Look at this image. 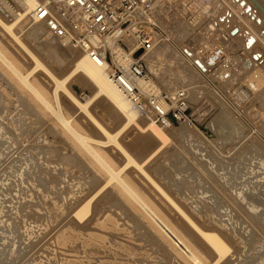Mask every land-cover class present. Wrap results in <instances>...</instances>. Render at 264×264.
Listing matches in <instances>:
<instances>
[{"label": "rangeland", "instance_id": "1", "mask_svg": "<svg viewBox=\"0 0 264 264\" xmlns=\"http://www.w3.org/2000/svg\"><path fill=\"white\" fill-rule=\"evenodd\" d=\"M232 1L235 3L230 4L233 3L239 7L236 0ZM162 2L165 9L162 7L164 10L161 18H165L166 25L160 23L162 25L160 27L168 36L170 35V42L161 43L157 49H160L161 45L167 48L165 60L169 63L164 62L163 66L155 63L153 72L150 71L148 65L146 68L151 80L160 91L171 93L177 90L185 91L189 112L194 115L195 123L191 126L176 125L163 130L165 138L162 137L161 140L153 138L147 132H137L131 138L122 134L117 140L185 215L199 228L210 229V232L221 237L229 250L219 264H264V84L262 89L259 85L255 86V79L250 76L254 75L251 72L255 68L253 62L257 64V73L260 76L262 72L264 73V21L261 20V15L256 10L257 17H260L263 23L248 19L250 26L260 35L259 47L256 46L254 47L256 49L250 50L243 49L239 44L242 43V38L239 39L242 36L239 34L238 38L236 34L231 36L233 41L236 40L232 44L233 46L239 44L240 47H232L231 51L229 49L226 51L227 57H234L235 60L230 58L229 62L223 60L213 68H203L199 64H194L193 57L189 55L195 52L197 55L199 52L211 51L212 46L219 43L218 40L213 39V33L207 31V24L222 13L221 4L224 0H162ZM251 9L254 10L252 7ZM248 12L245 10L242 17ZM163 13L167 15V18ZM11 19L13 18L0 6V20L8 24ZM180 22H183V25L186 22L190 24L185 25L186 28L189 25L186 38L178 41L173 26L175 27ZM19 24L15 25L14 32L18 33L21 43L56 78L62 79L67 73L64 72L66 66L55 65L52 56L45 53L46 48L42 43L44 36L47 39L53 37L45 30L41 39L30 37L27 31L23 32L20 28L24 22ZM167 26L172 29L169 30ZM235 31L236 29L232 30L231 34L237 33ZM191 32L194 34L199 32L197 35H200L201 39L197 38L196 34L188 35ZM7 36L8 34L1 29L0 48L22 73L30 71L35 66L33 60ZM190 36L192 38L195 36L196 41L194 38L189 40ZM57 43L55 44L58 45ZM202 46L206 48L203 49ZM64 47L67 49L69 59L75 57L74 54L78 55L68 50L66 46ZM243 55L246 58L244 62L240 61ZM251 60L253 65L250 64ZM247 61L250 63L248 64ZM236 62L243 64L237 65ZM250 65L253 67L250 68ZM155 67L159 70L157 71ZM240 67L243 69V77L246 75V78L240 77L242 79L240 80L235 77L233 82L231 81L232 85L229 86L228 81L225 83L224 80L232 79L231 77L238 73L237 69ZM246 69L249 72L245 73ZM1 70L5 71L3 68ZM1 70L0 264H182L181 259L179 260L173 251L156 237L154 238L137 215L132 214L121 199L113 195L112 184L98 190L105 181L102 170L82 151L79 144L69 136L67 137L65 132L56 126L47 111L37 107L29 95L14 84L11 80L12 76L7 74V71L4 73ZM33 72L29 79L36 81L42 87V91L44 89L46 92L49 101L53 103L50 94L53 88L52 83L44 80L41 68L37 67ZM65 86L81 103L87 101L86 98L91 97L95 90L81 75L70 77L65 82ZM59 94L63 114L71 117L73 127L91 139L104 142L105 136L97 124L87 114L73 109L61 92ZM87 111L108 133L113 134L118 128L119 123L115 120L117 112L103 96L92 100L87 106ZM137 119L141 127L148 123L145 119ZM158 145L160 150L151 158L146 159L151 150ZM94 147L113 168L119 169L120 166L126 164L125 158L119 156L113 146L107 144L106 146L94 145ZM122 173L132 177L133 186L139 191L156 195L154 188L152 189V186L149 187L150 185L144 182L146 180L140 177L142 183L137 179L138 176L133 166L127 165ZM239 189L245 197L249 194L248 199L256 200L254 205H257V209L253 211L249 207V201L241 200L237 196ZM156 196L155 200L159 202L163 212L167 213L164 214L169 216L171 224L179 232L181 231V234L192 239L189 237L193 234L188 224H183L185 221L175 215L169 202ZM88 197H93V199L90 202L89 214L84 217V220H88L91 215L93 217V214L95 216L90 222L94 225H85L88 228L87 231L91 230L87 232L86 227L81 225L83 222L79 224L73 213ZM79 198L82 201L78 200ZM48 208L55 211L50 214ZM80 226L84 229L82 232L79 230ZM183 227L189 231H185L187 229ZM77 228L79 229L76 230ZM109 231L113 236L108 235ZM73 232L88 241L94 236L96 237L94 242L98 238L100 244H97V240L94 251L86 247V254L83 252L84 248H79L83 249L79 250L59 243L61 236ZM112 248L115 251L119 250L117 254ZM202 248L206 262L210 263L213 255L209 256L210 253L203 246ZM79 251L81 253H78ZM127 253L129 256L126 257ZM80 254L82 257L79 256Z\"/></svg>", "mask_w": 264, "mask_h": 264}, {"label": "bare ground", "instance_id": "2", "mask_svg": "<svg viewBox=\"0 0 264 264\" xmlns=\"http://www.w3.org/2000/svg\"><path fill=\"white\" fill-rule=\"evenodd\" d=\"M41 0H0V6H2V8L13 18L11 19V21L6 24L4 22H2L0 20V28L3 29L4 33L6 32L8 34V36L11 38V40L16 43V45H19L24 53H26V55L28 57H30L35 66H33V68L26 72V73H22V71L18 68V66H16L9 58V56H7L2 49L0 48V70L3 68L5 71H7V74H10L12 76V81L14 82V84L16 86H18L19 88L22 89L23 92H25L26 94L29 95L31 101L37 106L42 108L43 110L47 111L50 115L51 118L53 120V122H55L56 126L59 127L61 130H63L66 134V136L70 137L74 142H76L77 144H79V146L81 147L82 151L85 152L90 158L91 160L95 163L96 166H98L101 170H102V176L105 177V181L101 182V184L103 186H100L98 190H102L106 185L108 184H112V193L115 197H118L121 199V201L125 204L126 208H128L132 214L137 215L138 219L140 221L143 222V224L145 225V227L148 229V231L151 232V234H153L154 238L156 237L161 243H163L169 250L173 251L174 255L179 258V260L181 261L182 264H219V262L222 260L223 257L226 256V254L228 253V246H226V244L223 242V240L221 239V237L219 235H217L216 233L210 232L209 230H205V229H201V227L199 228L187 215L184 214L183 211H181L177 205H175L173 203V201L171 199H169L167 197V195H165L162 191L161 188L158 187L153 180L143 171L141 165H139L138 163H136L131 156L127 153V151L123 148V146L118 142L117 138L118 136L125 134L124 136L131 138L133 137L137 132L140 133H149L153 138L157 139V140H161L162 137L165 138V132L163 131L162 128H160L159 126L153 125L150 122L146 123L143 127H141L139 125V123L137 122V118L135 116L134 113H132V111L129 108V104L127 103V101L125 100V98L122 96V94L117 90V88L112 84V82L109 80L107 73H106V69L105 66H100V64H98L97 62H94L90 57H88L86 54H82L79 50L73 49L67 45H65L61 40L56 39L57 41L55 42V40L52 38L47 39L44 36V39H42V44L43 46H45L46 49L45 53L49 54L50 57L52 56V58L54 59V64L57 66H62L65 67L64 72H67L66 75L62 78V79H58L56 78L49 69L45 68L36 58L35 56L29 52L25 46L21 43L19 36L17 35V32H14V27L16 24L22 23L24 22V24L22 26H20V28L23 30V32H28L30 37L33 38H40L43 37V35L45 34V31L47 32L48 35H50L45 27V25L43 23H37L32 21L31 17H30V12L33 8V5ZM238 3H236L237 5H239V7H237L236 5H234L232 0L231 2H233L232 4H230L231 2L229 0H224V3L221 4L222 6V13L218 14L216 19H214L213 21L210 22V24H207V31L211 32V34L213 33V39H215V41L218 40L219 43L215 44L214 46H212L213 48L211 49V54H213L215 56L216 52L219 51V53L216 55L217 57L214 59V63L213 66H216L220 63V61L222 59H224V61L229 62L230 58L234 57H227L226 55V51L229 49L232 50V47H243V49L246 50H250L253 49L254 47H259V42H260V35L258 32H256L251 26H250V22L248 21L249 18L256 20L257 23H263L264 21V0H236ZM169 2V1H168ZM162 0H156L154 2L155 5V18L158 22L159 25H161L160 23H162L163 25H166L165 22V18H161L162 16V11L165 9L164 5L162 6ZM164 4V3H163ZM167 6V5H166ZM164 9H163V8ZM225 7V9H224ZM254 8V10L251 9ZM245 10L249 11L246 16L242 17L244 15ZM251 10V11H250ZM255 10L261 15V18L257 17V13L255 12ZM167 12V11H164ZM254 12V13H253ZM159 14V16H158ZM216 14V13H215ZM164 15V13H163ZM166 15V14H165ZM164 15V16H165ZM252 15H256L255 17H253ZM167 18V15H166ZM169 18V16H168ZM194 19V18H193ZM206 19V18H204ZM263 21H261V20ZM25 20V21H24ZM169 20V19H168ZM200 20V19H198ZM203 20V19H201ZM23 21V22H22ZM170 21V20H169ZM194 21V20H193ZM192 21V23H193ZM191 22V21H190ZM202 22V21H201ZM254 23H256L255 21H253ZM181 23V24H180ZM177 25H175V27L173 26L174 33L175 36L177 37V40H181L183 39L186 35H187V28L185 25L190 24L189 22H186L185 25H183V22H180ZM185 23V22H184ZM191 23V25H192ZM199 23V22H198ZM168 24V23H167ZM171 24V23H170ZM20 25V24H19ZM169 25V24H168ZM198 25V24H196ZM195 25V26H196ZM199 25H201V23H199ZM225 25V26H224ZM203 26V25H201ZM162 27V25H161ZM225 27H228L227 29ZM167 28H169V30L172 29V27L167 26ZM190 28V27H189ZM193 28V27H192ZM197 28V27H196ZM202 28V27H201ZM0 29V30H1ZM164 29V28H163ZM191 29V28H190ZM189 29V30H190ZM225 29V30H224ZM236 29L233 35L231 34L232 30ZM45 30V31H44ZM192 30V29H191ZM196 30V29H195ZM194 30V31H195ZM198 30V29H197ZM201 31V29H200ZM199 31V32H200ZM196 32V31H195ZM197 32V33H199ZM171 33V31H170ZM189 33V32H188ZM197 33H195L197 35ZM233 33V32H232ZM194 32L188 34V35H195ZM201 34V33H200ZM237 34V37L239 38L240 35L242 37H240L239 39L241 40L242 38V43H239L237 45L236 43H234V45L236 44V46H233V42H236L235 38L233 41L231 36H234ZM240 34V35H239ZM6 35V34H5ZM7 36V37H8ZM51 36V35H50ZM170 36V35H169ZM190 36V37H191ZM198 36V35H197ZM175 37V38H176ZM188 37V36H187ZM195 36H193L194 38ZM200 35L197 37L199 38ZM32 38V39H33ZM46 38V39H45ZM186 38V37H185ZM191 37L188 38L189 40L193 39ZM187 39V40H188ZM201 39V37H200ZM198 39V40H200ZM39 40V39H38ZM54 40V41H53ZM186 41V39H184ZM188 40V41H189ZM197 40V41H198ZM194 41H196V38H194ZM193 41V42H194ZM201 41V40H200ZM58 42V43H57ZM240 42V41H239ZM55 43H57L58 45L62 46L59 47L58 45H56ZM182 43V42H181ZM200 43V42H199ZM261 43V42H260ZM184 44V43H183ZM196 44V42H195ZM242 44V45H241ZM261 45V44H260ZM42 46V47H43ZM66 46L68 48V50L74 51V53L78 54L77 56L74 54L75 57H73L72 59H69V55L67 53V49L64 47ZM159 46V45H158ZM158 46L150 52V54L145 56V61H146V65H148V68L150 69V71H154V66L155 63L159 65L164 64V62H167L168 60H165V51L167 52V48L163 47V45H161L160 49H157ZM185 46V45H184ZM193 47V46H192ZM44 48V47H43ZM233 48V49H234ZM264 48V47H263ZM237 49V48H236ZM242 49V48H241ZM242 49V50H243ZM256 49V48H254ZM169 50V49H168ZM230 50V51H231ZM246 50H243L244 52H247ZM239 51V50H238ZM186 52H188L186 50ZM195 52V51H193ZM235 51H233L234 53ZM249 52V51H248ZM189 53V52H188ZM187 53V55H189ZM232 53V54H233ZM236 53V52H235ZM239 53V52H238ZM231 54V55H232ZM243 53L241 52V55ZM256 54V52H255ZM230 55V54H228ZM237 55V54H236ZM240 55V54H238ZM246 55V54H245ZM245 55L241 56L242 62H244L243 60L246 61V58L244 57ZM253 55V53H252ZM190 57L192 56V61L194 64H199L201 65L203 68H209L208 64L206 62H203L198 55H196V52L194 54H190ZM237 57V56H236ZM240 57V56H239ZM250 57V56H249ZM252 58V57H251ZM235 60V59H234ZM169 63V62H167ZM222 63V62H221ZM248 63V61H247ZM250 63V62H249ZM248 63V64H249ZM237 64V62H236ZM238 64H243L241 62H238ZM237 64V65H238ZM246 64V62H245ZM244 64V66H246ZM247 64V66H248ZM252 64V60L251 63ZM255 68L252 69V74L254 73V75H250L251 78L253 77V79H255L254 83L255 86L259 85L260 88L262 89V87L264 86V79H263V72L260 74H258V69H257V64H255L253 62ZM252 64V65H253ZM163 66V65H162ZM242 66V65H240ZM243 66V67H244ZM263 66V64L261 65ZM37 67L42 69V74L44 76V80L46 81H50L52 83V90L50 91V94L53 98V103L49 101V99L47 98L46 92H44V89L42 91V87H40V85L35 81L30 80V75H32L34 72L33 70H36ZM253 67V66H252ZM250 65V68H252ZM264 67V66H263ZM262 67V68H263ZM245 68V67H244ZM248 68V69H250ZM156 69V67H155ZM157 70V69H156ZM159 70V69H158ZM157 70V71H158ZM251 70V69H250ZM254 70V71H253ZM262 70V69H260ZM2 71V70H1ZM5 71H2L5 73ZM152 71V72H153ZM238 73L233 74V76L231 77L232 79H227L224 80V82L226 83V81H228L227 83H229L231 86L234 78H238L240 80H242L241 78L243 77V69L242 67L237 69ZM249 72L247 69L245 70V73ZM261 72V71H260ZM32 73V74H31ZM247 74V75H248ZM74 75H81L83 78H85L93 87H94V93L91 97H87L84 103H81L80 101H78L76 99V97L71 93L70 89H68L65 86V82L67 80H69L70 77L74 76ZM246 76V75H245ZM244 76V77H245ZM241 77V78H240ZM243 77V78H244ZM262 77V78H261ZM246 78V77H245ZM260 78V79H259ZM248 79V78H247ZM252 79V80H253ZM232 81V82H231ZM238 81V80H236ZM245 81V79L243 80ZM247 81V80H246ZM222 82V81H221ZM42 83V82H41ZM238 83V82H236ZM248 83V82H247ZM219 84V83H217ZM221 84V83H220ZM246 84V83H245ZM222 85V84H221ZM226 85V84H225ZM248 85H250L248 83ZM254 85V84H253ZM263 85V86H262ZM220 86V85H219ZM228 86V85H227ZM247 86V85H246ZM254 86V88H255ZM223 87V86H221ZM226 88V86H225ZM259 88V87H258ZM190 90V88L188 89ZM260 90V89H259ZM258 90V92H260ZM47 91V90H46ZM59 92H61L62 96L68 101H66L68 104H70V106L73 109L78 110L81 113H85L88 115V117L94 121L97 126L99 127L100 131L102 134H104L105 136V141H97L94 139H91L89 137H87L85 134H83L82 132L78 131L77 129H75L72 125V121H71V117H66L63 114L62 111V106L60 103V94ZM263 92V91H262ZM48 94V93H47ZM263 95V93H261ZM49 95V94H48ZM253 96L255 95L252 94ZM261 95V97H262ZM99 96H103L108 102L111 103L112 107L114 110H116L117 112V118H115V120L119 123L118 128L116 129V131L111 134L108 133L100 124L97 123V121L94 119V117L88 113L87 111V106L88 104L94 100L95 98L99 97ZM252 96V97H253ZM258 96V95H257ZM251 97V99H252ZM256 97V96H255ZM254 97V99H255ZM260 98V94L258 96ZM258 98V99H259ZM263 98V97H262ZM261 98V99H262ZM257 99V100H258ZM264 100V99H263ZM260 101V100H259ZM252 102V101H251ZM258 102V101H257ZM259 103V102H258ZM249 105V104H248ZM52 122V121H51ZM229 125V124H227ZM131 128V129H130ZM131 130V131H130ZM125 132V133H124ZM129 132V133H128ZM123 137V136H122ZM107 144L113 146V149L116 151V153L119 156H122L125 158L126 164H124V166H120L119 169H115L113 168L107 161L106 159L95 149L94 145L96 146H106ZM160 150V146H156L154 149L151 150L150 154L146 157V159L151 158L152 156H154L158 151ZM23 156V155H21ZM26 156V155H25ZM28 158V157H27ZM28 164V163H27ZM127 165H131L134 167V169L136 170V175L138 176L137 179L141 180H146L144 182H146V184L151 187L152 189L154 188V190L156 191V195H158V197L160 198H164L166 200V202H169L170 208H172L175 211V215H178L179 217H181L183 219V224H188L187 226L189 227L190 231L192 232V236H190L191 232H189V237H191L192 239L186 237V235L181 234L178 229H176L174 227V225L171 224L170 222V218L168 215H165L167 213L163 212L164 210L161 208L159 202L157 200H155V197H157L156 195H151V194H147V192L144 191H139L138 189H136L133 186V180L132 177L128 176V175H124L122 172L124 171V168L127 167ZM22 166V165H21ZM126 166V167H125ZM19 169V167H18ZM140 174V175H139ZM258 176V175H257ZM142 177V179L140 178ZM252 179V178H251ZM256 179V178H255ZM264 179V178H263ZM143 183V182H142ZM252 183V182H251ZM246 184V181H245ZM257 184V183H256ZM238 185V184H237ZM242 185V184H241ZM252 185V184H251ZM263 185V184H262ZM234 186V185H233ZM244 186V185H243ZM242 186V187H243ZM248 186V185H247ZM201 187V186H200ZM246 187V186H245ZM256 187V186H255ZM254 187V188H255ZM150 188V189H151ZM240 188V187H239ZM247 188V187H246ZM250 189V188H249ZM97 190V191H98ZM205 190V189H204ZM235 190V189H234ZM82 191V190H81ZM84 191V190H83ZM97 191L94 193V196L96 195ZM236 191V190H235ZM258 191V190H257ZM81 193V192H80ZM260 193V192H259ZM247 194V193H246ZM254 194V193H253ZM74 195V194H73ZM80 195V194H78ZM206 195V194H205ZM249 195V194H248ZM247 195V197H248ZM255 195V194H254ZM93 196V197H94ZM152 196V197H151ZM192 196V195H191ZM202 196V195H201ZM237 196L239 198H241V200L244 201H249V207L251 209H253V211L255 209H257V205H254L253 201L254 199H248L247 197H245L242 194L241 189H239V193H237ZM261 196V195H260ZM57 197V196H56ZM75 197H78L75 195ZM82 197V196H81ZM93 197H88L85 201H82V199H78L81 200L82 202L80 203V208L77 209L74 213L73 216L76 217V221L80 224V222H83L81 225L83 226H87V224H92L90 223L91 220L93 219V217L95 216V214H93V217L91 215V217L88 220H84V217L89 214V209H90V202L93 199ZM209 199V198H208ZM76 200V199H75ZM84 200V199H83ZM164 200V201H165ZM258 200V199H257ZM253 201V202H252ZM201 202V201H200ZM77 203V201H76ZM212 203V202H211ZM74 204V203H73ZM98 204V203H97ZM218 204V203H217ZM258 204V203H257ZM260 204V203H259ZM48 205V204H47ZM51 205V204H50ZM49 205V206H50ZM64 205V204H63ZM79 205V204H77ZM167 205V204H166ZM192 205V204H191ZM210 205V204H209ZM248 205V204H247ZM252 205V206H251ZM100 207V205H98ZM76 207V206H75ZM189 207V206H188ZM230 207V206H229ZM248 207V208H249ZM101 208V207H100ZM216 208V207H215ZM95 209V208H94ZM99 209V208H97ZM103 209V208H102ZM100 209V210H102ZM195 209V207H194ZM224 209V208H223ZM105 210V209H104ZM208 210V209H207ZM227 210V208H226ZM48 211L50 214L53 213V211H55L53 209L48 208ZM51 211V212H50ZM95 211V210H94ZM107 211V210H106ZM105 211V212H106ZM251 211V210H250ZM96 212V211H95ZM227 212V211H226ZM238 212V211H237ZM259 212V211H258ZM165 213V214H164ZM200 213V212H199ZM219 213V211H218ZM246 213V212H245ZM263 213V212H262ZM55 214V213H54ZM100 214V213H98ZM209 214V213H208ZM225 214V213H224ZM103 215V214H102ZM218 215V214H217ZM257 215V214H256ZM44 216V215H43ZM72 216V217H73ZM113 216V215H112ZM226 216V215H225ZM228 216V215H227ZM226 216V217H227ZM263 216V215H262ZM98 217V216H97ZM102 217V216H101ZM197 217V216H196ZM66 219V218H65ZM117 219V218H116ZM210 219V218H209ZM216 219V218H215ZM243 219V218H242ZM257 219V218H256ZM100 220V219H99ZM227 220V219H225ZM182 221V220H181ZM216 221V220H215ZM64 222V221H63ZM74 222V221H72ZM71 222V223H72ZM76 222V223H77ZM95 222V221H94ZM93 222V223H94ZM111 224V221H109ZM121 222V220H120ZM141 222V223H142ZM227 222V221H226ZM75 223V222H74ZM65 224V223H64ZM63 224V225H64ZM70 224V223H69ZM116 224V223H115ZM227 224V223H226ZM242 224V223H241ZM77 225V224H76ZM89 225V227H90ZM94 225V224H92ZM203 225V224H202ZM213 225V224H212ZM212 225H210L212 227ZM61 226V225H60ZM78 226V225H77ZM85 226V227H86ZM177 226V225H176ZM186 226V227H187ZM82 227V228H85ZM114 227V226H113ZM118 227V225H117ZM128 227V226H127ZM183 227V228H186ZM92 228V227H91ZM106 229L108 227H105ZM112 227H110L111 229ZM120 228V227H119ZM180 228V227H179ZM222 228V227H221ZM254 228V227H253ZM60 229V228H59ZM74 229V228H73ZM79 228H77L76 230H78ZM87 227L86 230L87 231ZM103 229V228H102ZM182 229V227H181ZM180 229V230H181ZM187 229V228H186ZM189 229L185 230V231H189ZM230 229V228H229ZM81 232L84 229H80ZM113 230V229H112ZM111 230V231H112ZM84 231V232H85ZM88 231H91L90 229ZM87 231V232H88ZM102 231V230H101ZM121 231V230H120ZM184 232V230H182ZM85 232V233H87ZM115 232H117L115 230ZM95 233V232H94ZM220 233V232H219ZM49 234V233H48ZM52 234V233H51ZM107 235V233H105ZM110 234V231L108 233V235ZM186 234V232H185ZM239 234V233H238ZM111 235V234H110ZM127 235V234H126ZM188 235V234H187ZM247 235V234H246ZM50 236V235H49ZM65 236V235H64ZM60 237V244H66L67 246H70L72 248H84L83 249H79V250H83V252H85V248L88 247L87 249H91L94 251V249H96L97 244L99 243V239L97 238V240L94 242L95 238L93 236V238H91L90 241L86 240L85 238H82L79 234H74V232L72 234H69L65 237ZM85 236V235H84ZM113 236V235H111ZM110 236V237H111ZM119 236V235H118ZM151 236V235H150ZM223 236V235H222ZM90 237V236H89ZM252 237V235H251ZM100 238V237H99ZM226 239V238H225ZM101 240V238H100ZM105 240V239H104ZM106 241V240H105ZM193 241V242H192ZM195 241V242H194ZM97 242V244L95 245V243ZM101 242V241H100ZM103 242V240H102ZM104 243V242H103ZM194 243H196L194 245ZM100 244V243H99ZM126 244V243H124ZM140 244V243H139ZM146 244V243H145ZM116 245V244H115ZM99 246V245H98ZM202 246L207 250L209 254V256H212L213 260L209 261L210 263L206 262V257L204 256L205 253L203 252V248ZM115 247V246H114ZM113 247V248H114ZM129 247V246H128ZM112 248V249H113ZM110 249V247H109ZM111 249V250H112ZM125 249V248H123ZM252 249V248H251ZM114 250V249H113ZM121 250V249H120ZM101 251V250H99ZM115 251V250H114ZM113 251V252H114ZM119 250L115 251L118 252ZM130 251V250H128ZM72 252V251H70ZM98 252V251H97ZM110 252V251H109ZM108 252V254H109ZM133 252V251H132ZM73 253H75V251H73ZM78 253H81L80 251ZM86 253V252H85ZM90 253V252H89ZM92 253V252H91ZM96 253V251H95ZM114 253V254H115ZM122 253V252H121ZM87 254V253H86ZM94 254V253H93ZM106 254V253H103ZM117 254V253H116ZM119 254V253H118ZM212 254V255H211ZM91 255V254H90ZM98 255V253H97ZM123 255V254H122ZM80 257H82V255H79ZM85 256V255H84ZM102 256V255H101ZM107 256V254H106ZM111 256V255H110ZM115 256V255H114ZM129 256V254L127 253L126 257ZM131 256V255H130ZM155 256V255H154ZM236 256V255H235ZM234 256V257H235ZM48 257V256H47ZM73 257V256H72ZM86 257V256H85ZM75 258V256H74ZM116 258V257H115ZM78 259V257H77ZM100 259V258H99ZM82 260V259H81ZM93 260V259H92ZM129 260V259H128ZM69 261V260H68ZM97 261V259H96ZM90 262V261H89ZM106 263V262H105ZM71 264V263H70ZM79 264V263H78ZM83 264V263H82ZM87 264V263H86Z\"/></svg>", "mask_w": 264, "mask_h": 264}, {"label": "built area", "instance_id": "3", "mask_svg": "<svg viewBox=\"0 0 264 264\" xmlns=\"http://www.w3.org/2000/svg\"><path fill=\"white\" fill-rule=\"evenodd\" d=\"M155 1L41 0L33 5L30 17L43 23L52 37L105 66L109 80L136 117L163 130L191 126L195 118L185 91H160L146 68L145 56L170 42L155 18ZM211 53H197L209 68L215 67L219 51L215 56Z\"/></svg>", "mask_w": 264, "mask_h": 264}]
</instances>
